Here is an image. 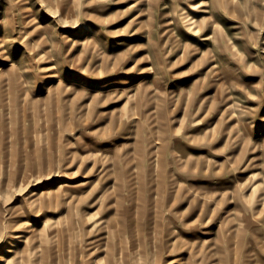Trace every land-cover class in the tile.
I'll return each instance as SVG.
<instances>
[{
  "label": "rangeland",
  "instance_id": "374dc122",
  "mask_svg": "<svg viewBox=\"0 0 264 264\" xmlns=\"http://www.w3.org/2000/svg\"><path fill=\"white\" fill-rule=\"evenodd\" d=\"M0 264H264V0H0Z\"/></svg>",
  "mask_w": 264,
  "mask_h": 264
},
{
  "label": "bare ground",
  "instance_id": "6f19581e",
  "mask_svg": "<svg viewBox=\"0 0 264 264\" xmlns=\"http://www.w3.org/2000/svg\"><path fill=\"white\" fill-rule=\"evenodd\" d=\"M5 42V41H4ZM17 77V76H16ZM68 185V184H67ZM63 186V185H62ZM66 187V186H65ZM68 187V186H67ZM69 187H70V185H69ZM58 188V187H57ZM62 189V188H61ZM50 190V189H49ZM49 192V191H48ZM51 193V192H50ZM49 194V193H48ZM52 195V194H51ZM50 195V196H51ZM53 201H57V199L56 198H53V199H51V200H49L47 203L48 204H53V203H55V202H53Z\"/></svg>",
  "mask_w": 264,
  "mask_h": 264
}]
</instances>
